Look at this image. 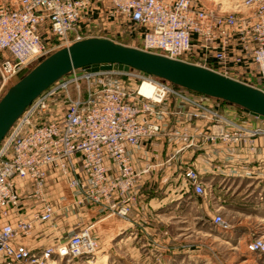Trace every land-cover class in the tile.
<instances>
[{"label": "built area", "instance_id": "built-area-1", "mask_svg": "<svg viewBox=\"0 0 264 264\" xmlns=\"http://www.w3.org/2000/svg\"><path fill=\"white\" fill-rule=\"evenodd\" d=\"M102 2L140 29L135 46L184 60L198 52L201 62L194 63L210 67L213 59L215 70L226 75L234 66L248 72L253 65L264 84V0H241L232 11L198 9L193 0H19L0 4V98L23 70L82 40V14ZM81 69L39 95L0 143V260L7 264H57L95 254L98 241L90 226L72 228L57 244L34 250L24 240L36 226L53 222L62 198L52 192L61 185L78 208L105 207L126 220L143 174L135 152L147 139L177 142V152L220 144L231 161L241 149L254 153L264 137V118L256 116L251 125L207 102L219 99L134 68ZM51 107V118H43ZM199 120L204 128L195 125ZM183 177L194 194L207 193L201 171L188 167ZM11 212L32 214L11 222ZM212 224L231 227L219 214ZM246 250L264 256V238L251 239Z\"/></svg>", "mask_w": 264, "mask_h": 264}, {"label": "rangeland", "instance_id": "rangeland-1", "mask_svg": "<svg viewBox=\"0 0 264 264\" xmlns=\"http://www.w3.org/2000/svg\"><path fill=\"white\" fill-rule=\"evenodd\" d=\"M18 2L19 0H0V4L6 6H15ZM239 2L241 0H193V7L232 11L238 8ZM78 27L83 39L99 36L129 46H135L140 40V29L128 18L116 13L108 2L93 4L82 14ZM184 58L192 62L200 61L198 52H191ZM213 61L210 59L207 65L218 67L217 62ZM231 69L227 72L229 76L264 90V84L260 82L253 65L248 72H243L236 66ZM76 73L82 74L83 70L79 69ZM71 75L72 73H69L65 77L69 78ZM219 102L224 103L222 100ZM52 108L42 117L50 119ZM154 140L156 139H147L144 142L150 144ZM259 144L256 141L254 152L256 169L250 170L256 181L246 189L243 188L241 199L231 201V204L222 208L223 202L218 200L219 196L212 190L208 189L202 196L191 192L193 203L191 212H183V209L177 212H162L161 226L157 231L151 229L150 214L145 217L141 214L136 215V212H129L126 222L117 214L109 212L101 218L102 221H99L94 229L92 225L82 224V220H86L87 217L83 216L80 221L71 214L73 209L69 204L72 203V199L68 198L67 203L64 200L60 201L57 217H61L64 224L69 227L90 226L91 235L98 241V248L95 254L82 255L73 260H58L57 264H264V256L246 250V244L251 239L264 238V184L261 183L258 187L256 184L259 183L258 173L264 166V157L257 152ZM205 151L207 158L210 159L212 148L207 147ZM164 152L160 161L166 160ZM230 163L235 162L231 160ZM240 167L237 165L235 176H242ZM195 169L201 171L199 168ZM61 186L57 192L52 193L59 196L62 194L59 192L62 191L63 195H69L71 190L66 185L65 188ZM189 187L185 185L186 189ZM90 205L87 203L85 209L75 206V212L79 209L82 214L90 209ZM66 206L72 211H64ZM217 214L230 224L227 232H220L212 224ZM56 215L54 219H57ZM127 223L132 224L133 231L118 233ZM109 231L112 233L107 234ZM59 234L63 236L66 233L63 231ZM62 236L59 240L45 243L41 247L57 244ZM29 238L30 241H35L34 237ZM120 241L122 243H118ZM0 264L7 263L0 260Z\"/></svg>", "mask_w": 264, "mask_h": 264}, {"label": "crops", "instance_id": "crops-1", "mask_svg": "<svg viewBox=\"0 0 264 264\" xmlns=\"http://www.w3.org/2000/svg\"><path fill=\"white\" fill-rule=\"evenodd\" d=\"M211 68L218 69L217 66ZM207 102L215 108L222 110L224 113L234 116L237 119L247 121V123L251 125L258 123V118L256 116L239 106L230 105L226 102L222 103L214 99H208ZM174 119L172 122H174ZM193 123L195 122H188L189 127L194 125ZM195 125L200 126V128L206 126V124L200 120L197 121ZM155 139L156 140H154L153 143L151 141L150 144L148 142H143L140 148L135 152V167L137 170H142L143 174L135 189V200L131 203V212H136V215L141 214L147 217L150 214L152 230H159L161 226L160 218L163 215L162 212H177L180 209H183V212H191L193 208L191 192H194L191 187H189V189L185 188L187 183L183 177V172L188 167L201 169L205 185L219 196L218 200L223 202L222 208L228 206L227 204H231V201L236 202L239 198L241 199V191L243 188L245 187L246 189L256 181L253 175H250L252 173L250 170L256 169V156L254 153H250L245 149H241L238 153L233 155L232 162L234 161L235 163L231 164L230 161L224 159L227 152L220 144H217L214 150L210 152L212 155L209 159L205 151L207 146L201 150L185 148L177 152L179 146L177 142L172 143L163 138ZM257 141L260 143L257 152L264 157V137H260ZM261 141H263V143H261ZM162 152H164L166 156L165 161H160ZM237 165H240V168H242V176H235V174H237ZM258 176L259 183H256L257 187L261 185V183L264 184V166L261 167ZM61 187L65 188L64 185ZM59 193H62L60 196L62 199H60L67 203L66 200L69 198V195L64 194V196L62 191ZM25 203H32V200H25ZM74 208L75 206H72V209ZM103 209L93 206L84 211L82 213L83 215L79 209L78 212H75L76 209H74L71 214H74L77 220L80 221L83 216L87 217L86 220H82V224L92 225L95 229L97 223L102 221L101 218L110 212V210L105 207ZM198 209H200V207H198ZM31 214L32 212H11L10 220L11 222H15L19 216L29 217ZM57 216L58 215H56V217ZM124 221L126 222V220ZM72 228H75V226H66L61 217H57L53 222L36 226L31 236V238L34 237V242L30 241V238L24 241L27 242L31 248L36 249L45 243L59 240V237L62 236V234L59 233L63 231L66 233ZM132 229V224L127 223V225L119 229L118 233L125 234L133 231ZM218 230L220 232H227L221 229ZM110 232L111 231H109V233L107 232V234H110ZM118 243H122V241ZM104 256L106 257L105 254Z\"/></svg>", "mask_w": 264, "mask_h": 264}, {"label": "water", "instance_id": "water-1", "mask_svg": "<svg viewBox=\"0 0 264 264\" xmlns=\"http://www.w3.org/2000/svg\"><path fill=\"white\" fill-rule=\"evenodd\" d=\"M81 68L93 71L134 68L264 118V90L258 87L198 63L93 36L55 50L19 74L0 98V143L39 95Z\"/></svg>", "mask_w": 264, "mask_h": 264}, {"label": "bare ground", "instance_id": "bare-ground-1", "mask_svg": "<svg viewBox=\"0 0 264 264\" xmlns=\"http://www.w3.org/2000/svg\"><path fill=\"white\" fill-rule=\"evenodd\" d=\"M142 90H143L145 93H150V92H151V88H150L149 86H147V85H145V86L142 88ZM56 175H57V174H54L53 177H54V178H57ZM69 199H72V203L69 204V205H71V206H76V202H75V200H74V198H73L72 193L69 194ZM74 202H75V203H74Z\"/></svg>", "mask_w": 264, "mask_h": 264}, {"label": "trees", "instance_id": "trees-1", "mask_svg": "<svg viewBox=\"0 0 264 264\" xmlns=\"http://www.w3.org/2000/svg\"><path fill=\"white\" fill-rule=\"evenodd\" d=\"M225 102V101H224Z\"/></svg>", "mask_w": 264, "mask_h": 264}]
</instances>
